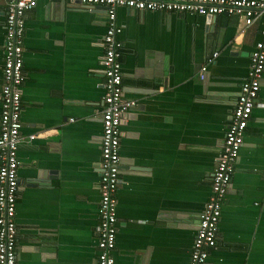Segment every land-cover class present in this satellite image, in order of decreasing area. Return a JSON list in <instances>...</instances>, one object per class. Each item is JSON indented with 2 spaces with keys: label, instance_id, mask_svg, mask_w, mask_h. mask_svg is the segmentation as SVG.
I'll return each mask as SVG.
<instances>
[{
  "label": "crops",
  "instance_id": "1",
  "mask_svg": "<svg viewBox=\"0 0 264 264\" xmlns=\"http://www.w3.org/2000/svg\"><path fill=\"white\" fill-rule=\"evenodd\" d=\"M6 11L0 0V127ZM117 15L136 106L122 125L115 264H189L264 18L247 28L229 16ZM25 21L17 263L98 264L106 10L41 1ZM207 264H264V74Z\"/></svg>",
  "mask_w": 264,
  "mask_h": 264
},
{
  "label": "built area",
  "instance_id": "2",
  "mask_svg": "<svg viewBox=\"0 0 264 264\" xmlns=\"http://www.w3.org/2000/svg\"><path fill=\"white\" fill-rule=\"evenodd\" d=\"M64 3L70 7L106 10L108 28L103 39L105 95L102 100L101 225L98 264H115L113 250L118 233L116 192L120 184L122 125L135 101L124 98L122 28L117 23L119 8L139 12L189 13L200 16H229L245 22L247 28L264 18V0H5L6 38L4 45L3 111L0 134V264H18V225L15 220L20 181L18 151L24 138L22 84L26 12L39 2ZM264 37V33H263ZM218 54H214L217 57ZM264 74V38L251 54V69L243 83L223 150L213 173L212 196L199 216L189 264H207L210 253L218 248L219 226L224 199L236 170L245 142ZM202 79L205 74L201 75ZM262 106V105H261ZM36 135L30 136L34 140Z\"/></svg>",
  "mask_w": 264,
  "mask_h": 264
},
{
  "label": "water",
  "instance_id": "3",
  "mask_svg": "<svg viewBox=\"0 0 264 264\" xmlns=\"http://www.w3.org/2000/svg\"><path fill=\"white\" fill-rule=\"evenodd\" d=\"M207 19H208V20H211V19H212V17H211V16H208V17H207Z\"/></svg>",
  "mask_w": 264,
  "mask_h": 264
},
{
  "label": "bare ground",
  "instance_id": "4",
  "mask_svg": "<svg viewBox=\"0 0 264 264\" xmlns=\"http://www.w3.org/2000/svg\"><path fill=\"white\" fill-rule=\"evenodd\" d=\"M117 23H118V17H117ZM122 54H123V50H122Z\"/></svg>",
  "mask_w": 264,
  "mask_h": 264
}]
</instances>
